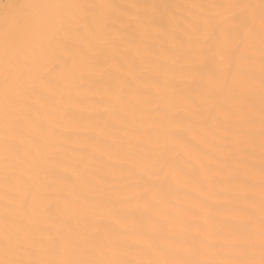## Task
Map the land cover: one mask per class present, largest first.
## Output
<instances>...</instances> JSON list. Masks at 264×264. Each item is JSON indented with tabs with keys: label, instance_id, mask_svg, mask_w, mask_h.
Instances as JSON below:
<instances>
[{
	"label": "bare ground",
	"instance_id": "bare-ground-1",
	"mask_svg": "<svg viewBox=\"0 0 264 264\" xmlns=\"http://www.w3.org/2000/svg\"><path fill=\"white\" fill-rule=\"evenodd\" d=\"M0 12V264H264V0Z\"/></svg>",
	"mask_w": 264,
	"mask_h": 264
},
{
	"label": "rangeland",
	"instance_id": "rangeland-1",
	"mask_svg": "<svg viewBox=\"0 0 264 264\" xmlns=\"http://www.w3.org/2000/svg\"><path fill=\"white\" fill-rule=\"evenodd\" d=\"M7 1H9L8 4H7ZM7 1H5V0H3V1L1 0V1H0V5H1V6H0V11H4L6 6H8L10 3L17 2L18 0H15V1H13V0H7ZM11 1H12V2H11ZM3 3H4L5 5H4ZM3 5H4V6H3ZM0 13H2V12H0ZM0 15H1V14H0Z\"/></svg>",
	"mask_w": 264,
	"mask_h": 264
}]
</instances>
